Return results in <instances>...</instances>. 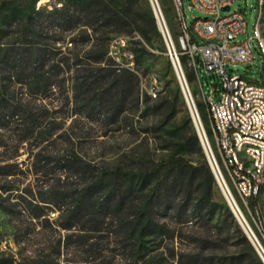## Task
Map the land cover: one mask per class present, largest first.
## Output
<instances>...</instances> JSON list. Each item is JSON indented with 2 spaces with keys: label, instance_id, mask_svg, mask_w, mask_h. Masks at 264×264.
I'll return each instance as SVG.
<instances>
[{
  "label": "rangeland",
  "instance_id": "obj_1",
  "mask_svg": "<svg viewBox=\"0 0 264 264\" xmlns=\"http://www.w3.org/2000/svg\"><path fill=\"white\" fill-rule=\"evenodd\" d=\"M148 1L153 8L151 0ZM45 2L0 0V88L22 109L17 116L7 112L0 116V264H264L260 254V246L264 250V185L253 207L251 199L242 200L229 181L214 135L208 133L212 121L203 100L212 87L218 99L222 80L207 70L198 57L194 67L184 52L182 24L175 0L156 1L167 41L188 80L187 88L192 92L206 131L211 155L229 184L256 245L247 236L214 173V194L209 209L198 214L187 208L197 204V193L186 200L183 195L175 196L169 189L174 171H155L159 161L180 152L173 137L174 124L189 134L186 121L189 115L197 133L162 31L159 29L162 41L157 39L153 47L145 44L137 30L100 32L98 54L105 49L107 56L101 64L91 63L87 51L92 42L85 41L80 29L63 31L51 23L47 16L55 9ZM188 5L189 0H184L189 25L194 16H207L199 8ZM232 9L241 10L246 19L245 33H240L238 39L252 37L259 0H234ZM262 11L264 40V5ZM154 14L156 17L155 11ZM195 39L198 43L206 42L197 36ZM29 43H36L33 48L46 56L39 69L50 80L47 91L30 89L20 82L19 69L3 61L6 52L12 54L19 48H30ZM141 43L150 48L153 55L144 52ZM29 61L35 63L33 59ZM107 63H114L118 71L129 68L135 72L139 77V102L135 99L136 90L132 89L124 108L123 102L122 105L117 103L123 100L119 92L113 97H104L101 111L83 109L82 91H75L72 86L74 72L105 68L99 71L100 80L92 86L98 94L105 86L102 76L109 69ZM227 68L253 81L264 82V55L257 39L252 61L228 64ZM173 75L183 103L174 100L175 116L171 118L169 113L152 106L154 101H150L147 108L143 99L146 94L157 98L165 88L174 98L177 86ZM118 90L116 87L115 91ZM113 107L117 114L106 117ZM202 149L205 157L198 151L187 153L185 157L197 164L204 158L209 163L203 146ZM71 153L85 166L81 174L72 175L58 161L62 155ZM145 170L152 173L144 184L138 176ZM128 172L135 175L136 184L139 182L136 190L127 195L123 190L118 191L107 201L105 193L115 189V184H123ZM89 180H102L101 188H106L96 197L103 200L104 208L94 216L71 219L56 204L48 203L53 192L63 190V184L79 190ZM148 201L155 206L149 228L128 227L138 208ZM36 203L41 207L34 209L32 206ZM68 223L73 224L71 229L64 228Z\"/></svg>",
  "mask_w": 264,
  "mask_h": 264
},
{
  "label": "trees",
  "instance_id": "obj_2",
  "mask_svg": "<svg viewBox=\"0 0 264 264\" xmlns=\"http://www.w3.org/2000/svg\"><path fill=\"white\" fill-rule=\"evenodd\" d=\"M54 9L55 12L47 16L51 23L56 24L63 31L80 29L84 33L83 37L85 41L92 42L91 48L87 51L91 63L101 64L102 62H105L107 56V50L105 51V49H102V52L100 51V54H98L97 46L99 44L98 41L100 40L98 34H100V32L118 33L137 30L143 37L145 44L150 47L155 45L157 39L162 41L154 10L148 0H65L62 6H54ZM36 22L37 20L34 24H36ZM90 29L91 31L88 32ZM73 42L78 43L75 40ZM29 44L31 45L30 48H27V46L23 49L19 48L18 50L13 51L14 53L11 52L12 54L6 52L4 55L5 60L3 61L8 63L10 67L19 69L18 77L21 80L20 82H24L30 89L47 91L51 85L50 80L48 77H45V73H42L39 69L45 63L46 56L42 51L39 52L38 48H33L37 46L36 43ZM141 44L143 45L142 50L144 52L148 55H153L150 48H147L143 43ZM32 59L35 61L34 64L29 61ZM107 64L110 65L108 66L109 69L106 70V73H103L102 76L105 86L101 88V91L98 92V94L95 93V89L92 88V86L100 80L98 76L102 70H105V68L77 69L74 72L72 86L75 91L78 89H81L82 91L80 102L83 109L101 111L104 105V97L107 95L113 97L114 94L119 92L123 94V100H120L117 103L122 105L123 102L124 108L128 102L126 100L128 92L132 89L136 90L135 99L139 102V77L135 72L129 68H123V70L118 71L114 63ZM3 80H5V78ZM173 80L176 81L177 86V93L174 98L170 93H167V88H165L163 90L164 93L160 94L157 98H152L150 95L146 94L143 102L146 104L147 108L150 107L149 102L154 101L152 106H155L156 109L161 110L162 113H169L171 118L175 116L174 100L183 103V99L174 75ZM116 87L119 88L117 92L115 91ZM21 111L22 109L19 104L14 102L13 99L11 100L8 98L7 94L0 88V116L5 112L9 113L11 116H17L22 113ZM116 114L117 110L113 107L110 108L105 115L106 117H113ZM186 121L190 128L189 134L185 133L182 127L177 126L176 124L173 126V137L177 141L180 152L159 161L155 171L160 172L166 169H172L174 171L173 180L169 185V189L170 193L172 192L175 196L178 197L179 195H183L186 200L191 198L192 193H197V204L186 207L191 209L193 213L199 214L203 209L209 207V203L214 194L213 188L215 178L212 169L205 158L201 164H197L194 160L185 157L187 153H193L194 151H198L204 156L198 134L193 127L189 115L187 116ZM208 133L212 135V129L208 128ZM58 161L63 163L62 166L66 170L68 169L71 171L70 173L72 175H76L77 173L81 174L85 167L82 164L83 162L78 159L74 153L62 155L60 159L58 158ZM151 173L152 172L148 170L141 171L138 180L145 184ZM135 179V175H133L132 172H128L123 184H115V189L105 193L104 198L107 201L109 199L111 200L114 194L121 190H123L126 195L133 193L136 190V185L139 183L137 182L136 184ZM102 184V180L97 182L89 180L79 190H73L70 188V184L65 183L62 185V191L58 190L53 192L48 203L51 205L56 204L59 209L63 213L68 214L71 219H77L80 216L92 217L96 212L102 211L104 208L103 200L101 202L98 199L99 197L96 198L100 191L106 189L101 188ZM155 189H158V186H156ZM257 198L258 196L251 198L253 207L257 204ZM32 207L36 209L41 206L39 203H36ZM154 207L152 201H148L147 203L143 202L138 208L137 214L133 217L134 219L128 222V227L138 229L140 226H144L149 228L150 224L148 223L151 221V212L154 210ZM224 207L233 218V214L228 206L225 205ZM121 222L123 224V220H121ZM72 225V223H68L64 228L71 229ZM236 226L243 235L238 224H236ZM82 230L87 231L85 228H82ZM243 237L245 241L248 242L247 238L245 236ZM247 255L252 257L251 253H248ZM256 263L262 264L261 262Z\"/></svg>",
  "mask_w": 264,
  "mask_h": 264
},
{
  "label": "built area",
  "instance_id": "obj_3",
  "mask_svg": "<svg viewBox=\"0 0 264 264\" xmlns=\"http://www.w3.org/2000/svg\"><path fill=\"white\" fill-rule=\"evenodd\" d=\"M64 1L46 0L45 5L50 8L60 7ZM233 1L189 0V8L195 6L207 14L206 17L194 16L191 25L185 17L184 0H175V3L182 24L184 52L194 67L198 57L207 70L213 71L222 80V91L218 99L214 97L216 90L212 87L210 94L204 96L203 100L212 121L214 140L229 181L246 202L258 196L264 184V82L253 81L237 74L233 69H228L227 65L252 61L255 39L264 55L262 37L264 0H259V13L253 36L244 40H239L238 36L245 33L246 19L241 10L232 9ZM227 5L230 9L223 10ZM156 7L161 13L158 4ZM195 36L206 42L198 43ZM111 46L115 47L113 43ZM168 50L171 53V49ZM174 56L179 61L176 53ZM197 115L201 120L198 110ZM220 184L234 199L232 190L223 176ZM234 204L237 207L236 209L232 204L236 213L241 214L235 200ZM260 248L262 252L260 250L259 252L264 261V250L261 246Z\"/></svg>",
  "mask_w": 264,
  "mask_h": 264
},
{
  "label": "water",
  "instance_id": "obj_4",
  "mask_svg": "<svg viewBox=\"0 0 264 264\" xmlns=\"http://www.w3.org/2000/svg\"><path fill=\"white\" fill-rule=\"evenodd\" d=\"M151 2H152V5H153L154 10H156L155 13H156V20H157V23H158V27H159V29L162 31V33L164 34L165 39H166V41H167L166 31H165V28H164V26H163V24H162V22H161L162 14H161L160 12L157 11L156 0H151ZM229 9H230V6H229V5L223 7V10H229ZM167 45H168V48L170 49V46H169V44H168V41H167ZM169 54H170V56H171L172 62H173V64H174V66H175V69H176V72H177L178 78H179V80H180L181 87H182L183 92H184V94H185V98H186L187 104H188V106H189V110H190V112H191L192 119H193L194 124H195L196 129H197L198 137H199V139H200V141H201V143H202V146H203V148H204V150H205V152H206V154H207V156H208L209 164H210V167H211V169H212V172L214 173V175L216 176V178L218 179V182H219V184H220L219 176H218V174H217V172H216V170H215V167H214V164H213V161H212V160H213V159H212L213 156L211 155L210 147H209V145H208L207 140H206V142H205L204 137H203V135H202V133H201V130H200V128H199V125H198V122H197V119H196V116H195V113H194L193 107H192L191 102H190V99H189V97H188V95H187V92H186V89H185V85H184V83H183V80H182V78H181L180 72H179V70H178L177 64L179 65V61L176 59V57L174 56V54L172 53V51H171V53H170V50H169ZM182 74H183V72H182ZM183 76H184V75H183ZM206 143H207V144H206ZM220 186H221V184H220ZM221 187H222V186H221ZM222 189H223V187H222ZM223 191H224V189H223ZM224 194H225V196H226V198H227V200H228V202H229V204H230V206H231L233 212H234L235 215L237 216V218H238L240 224H241L242 227L244 228V230H245L247 236H248V237L250 238V240L255 244V241H254V239H253V237H252V234H253V233H252V230L249 231V230L245 227L243 221L241 220V218L239 217V215L236 213V211H235V209H234V207H233V205H232L230 199L228 198L227 194L225 193V191H224ZM255 245H256V244H255Z\"/></svg>",
  "mask_w": 264,
  "mask_h": 264
},
{
  "label": "bare ground",
  "instance_id": "obj_5",
  "mask_svg": "<svg viewBox=\"0 0 264 264\" xmlns=\"http://www.w3.org/2000/svg\"><path fill=\"white\" fill-rule=\"evenodd\" d=\"M161 22H162V20H161ZM162 24H163V22H162ZM163 26H164V25H163ZM177 67H178V70H179V72H180V75H181V78H182V80H183V83H184V85H185V89H186L187 95H188V97H189V99H190L191 105H192V107H193V110H194V113H195V116H196V119H197V122H198L199 128H200L201 133H202V135H203V137H204V140H205V142H206V140L209 141V140H208V137H207V134H206V131H205V129L203 128V124H202L201 120L199 119V117H198V115H197V107H196V104H195V101H194V98H193L192 92H191V90H189V89L187 88V87L189 86V83H188V80H187V78H186V76H185V73H184V71H182V70L180 69V67L178 66V64H177ZM182 72H183V74H182ZM183 75H184V76H183ZM205 135H206V137H205ZM206 144H207V143H206ZM212 159H213L212 161H213V164H214L215 170H216V172H217V174H218V176H219L220 181L222 182V174H221V170H220V168H218L219 166L217 165V163H216L214 157H213ZM223 186L225 187L224 184H223ZM225 191H226L227 195L229 196V198H230L232 204L236 207V205L234 204V200H235V198L233 199V198L231 197V195L229 194V192H228V190H227L226 188H225ZM232 196H233V193H232ZM233 197H234V196H233ZM235 202H236V200H235ZM236 209H237V207H236ZM238 215H239V217L241 218V220L243 221L245 227H246L249 231H251L250 228H249V226H248V224L246 223L245 218L243 217L242 213L240 214V213L238 212Z\"/></svg>",
  "mask_w": 264,
  "mask_h": 264
}]
</instances>
